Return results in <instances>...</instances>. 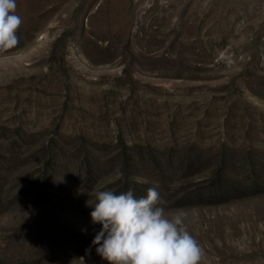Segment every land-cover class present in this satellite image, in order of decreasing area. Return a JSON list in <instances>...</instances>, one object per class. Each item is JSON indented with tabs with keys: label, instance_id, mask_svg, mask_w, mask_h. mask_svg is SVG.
Masks as SVG:
<instances>
[{
	"label": "rangeland",
	"instance_id": "rangeland-1",
	"mask_svg": "<svg viewBox=\"0 0 264 264\" xmlns=\"http://www.w3.org/2000/svg\"><path fill=\"white\" fill-rule=\"evenodd\" d=\"M16 4L0 264H108L94 192L149 187L186 214L200 264H264V0Z\"/></svg>",
	"mask_w": 264,
	"mask_h": 264
},
{
	"label": "clouds",
	"instance_id": "clouds-1",
	"mask_svg": "<svg viewBox=\"0 0 264 264\" xmlns=\"http://www.w3.org/2000/svg\"><path fill=\"white\" fill-rule=\"evenodd\" d=\"M16 8V0H0V52L19 43L22 18ZM94 195L91 221L102 227L92 245H98L97 254L108 264H200L203 252L187 229L186 214L157 206L162 201L155 187L139 198L132 190H97Z\"/></svg>",
	"mask_w": 264,
	"mask_h": 264
},
{
	"label": "trees",
	"instance_id": "trees-1",
	"mask_svg": "<svg viewBox=\"0 0 264 264\" xmlns=\"http://www.w3.org/2000/svg\"><path fill=\"white\" fill-rule=\"evenodd\" d=\"M129 163V162H127ZM95 170V166H93L92 164H88L87 165V172H88V175H91L93 173V171Z\"/></svg>",
	"mask_w": 264,
	"mask_h": 264
}]
</instances>
